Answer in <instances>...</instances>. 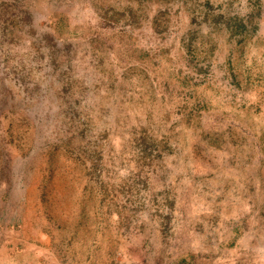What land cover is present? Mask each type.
<instances>
[{"label":"rangeland","instance_id":"obj_1","mask_svg":"<svg viewBox=\"0 0 264 264\" xmlns=\"http://www.w3.org/2000/svg\"><path fill=\"white\" fill-rule=\"evenodd\" d=\"M0 264H264V0H0Z\"/></svg>","mask_w":264,"mask_h":264}]
</instances>
